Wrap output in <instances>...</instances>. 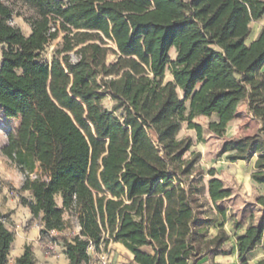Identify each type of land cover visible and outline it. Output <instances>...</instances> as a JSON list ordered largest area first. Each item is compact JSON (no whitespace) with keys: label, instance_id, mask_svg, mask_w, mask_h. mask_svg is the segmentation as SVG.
I'll return each mask as SVG.
<instances>
[{"label":"trees","instance_id":"16d2710c","mask_svg":"<svg viewBox=\"0 0 264 264\" xmlns=\"http://www.w3.org/2000/svg\"><path fill=\"white\" fill-rule=\"evenodd\" d=\"M263 16L264 0H0V109L19 120L1 152L24 174L19 190L31 199L20 203L40 216L39 237L61 242L68 264L87 263L88 243L99 249L103 234L131 252L123 264H200L231 253L223 222L208 232L215 220L199 211L201 172L190 180L198 154L183 159L192 143L177 135L185 124L202 141L194 121L202 116L207 132L223 137L243 100L259 126L225 140L219 153L231 162L254 159L261 220L234 243L237 264H250L246 254L264 236V26L248 37ZM58 38L48 61L43 53ZM206 53L204 78L189 74ZM207 185L213 203L231 195L216 177ZM72 209L79 233L48 236L65 230L63 214ZM13 241L0 209V264ZM14 264H35L30 245Z\"/></svg>","mask_w":264,"mask_h":264},{"label":"rangeland","instance_id":"374dc122","mask_svg":"<svg viewBox=\"0 0 264 264\" xmlns=\"http://www.w3.org/2000/svg\"><path fill=\"white\" fill-rule=\"evenodd\" d=\"M12 23L19 26L23 33L29 34L30 29L20 16H13ZM263 26L264 16L256 21H252L250 24L251 33L248 40L253 38V36L256 35V32L262 30ZM59 41L60 38L50 42V44L46 47V50L43 53V57L46 60H50ZM3 47L4 45L0 44V58ZM114 56V54H110L108 56V61H112ZM169 56L171 59L175 57L174 48L169 51ZM208 57V53L202 54L189 69V74L197 75L200 79H203L208 69ZM165 76L167 80L172 78L168 70L165 72ZM178 92L179 96L182 97V92L179 90ZM114 103L115 102L108 95H106L102 100L103 106L108 109H111ZM237 111V117L233 120L232 125L227 129L223 137H216L213 134L208 133L206 130L208 119L202 116L194 119L195 122L200 123L203 127L202 141L196 138L195 130L187 128L185 124L182 126L177 135V138H189L192 143L190 149L184 153L183 159H190L194 154H198V160L193 166L195 170L190 176V180L198 178L199 175L197 172H201V181L199 184L205 185L206 190L205 193L199 197V201L203 204L199 211H201V215L209 216L215 220V222L209 227L208 232H210V236L216 234V227L222 222L224 223V230L230 235L225 247L231 248V253H228V255H217L213 257V259L205 257L200 261V264H237L236 248L234 247L235 237L243 234L244 228L251 221L258 224L261 220L262 214L260 207L256 205L255 198L262 192V188L259 185H255L250 178L251 173L254 170V159L248 163L243 161L231 162L225 157V155H220L219 153V150L225 140L238 138L240 135L254 134L259 126L257 121L250 118L247 109H244V106L241 103ZM116 114H120V111H116ZM15 125L16 123L14 122H8L6 117H4L3 112L0 111V208L3 212H7L5 211L4 206H7L9 200H13L14 196L17 195L16 190L13 188L11 183L13 178L12 174H16L17 172L11 166L9 160L5 158L1 152L3 143L7 139V133L14 130ZM210 169L214 170L213 175H209ZM212 177L218 178L222 184H224L225 188L231 190L230 196L223 200H219L216 203L209 200L207 193V183ZM219 210H223L224 214L222 216L220 215ZM63 220L66 222L65 230L55 235L65 236L71 239L74 234L79 233L80 229L74 210L72 209L64 212ZM235 221L241 224L240 228L237 230L233 228V222ZM6 225L13 233L15 232L16 224L14 222L9 220ZM103 235L107 240V243L104 244L102 242L98 250L101 252L104 251L108 254L109 264H123L133 259L131 252L127 250L119 241L116 242L108 235ZM58 248H61V246L59 245L56 247L53 253L45 255L55 258V264H62L63 256H61ZM142 249L150 251L147 247ZM260 258H264V236L259 246L246 254V259L250 264H255L256 261L260 260ZM92 260L97 262V259L94 256ZM7 264H14V261L8 260Z\"/></svg>","mask_w":264,"mask_h":264},{"label":"crops","instance_id":"0c3cea01","mask_svg":"<svg viewBox=\"0 0 264 264\" xmlns=\"http://www.w3.org/2000/svg\"><path fill=\"white\" fill-rule=\"evenodd\" d=\"M260 32H261V30L256 32L255 33L256 35H254L253 38H251L249 41H252L254 38H256L260 34ZM263 69H264V67H263ZM246 102H247L246 100H243L242 102H240L244 106V109H247ZM240 103H239V105H240ZM0 111H1V109H0ZM237 114L238 113H236L234 118H232L229 121L227 128H226V131L232 125V122L237 117ZM250 118H252L254 121H257L252 116H250ZM6 119L8 120V122L16 123V125L14 127L16 129V127L19 123V120L14 119V118H7V117H6ZM257 123L259 125V121H257ZM240 136H242V135H240ZM5 143H6V140L3 143L2 148L6 145ZM9 162H10L11 166L14 168V170L17 172L16 174H12L13 178H12L11 183H12L13 188H15L18 196L15 195L14 199L13 200L10 199L9 202L7 203V206H4V209L7 212H3L2 209L0 208L2 215H3V218H4V222L5 221L8 222L10 220L16 224V230L13 233L14 241L12 242L10 250H9L8 260L14 261L15 258L19 257L22 254V252L24 250V246L30 245L32 248L33 255H34L35 264H55V258L46 256L45 253L43 252V248H42V245L40 243V237H39L40 228H38L39 223H41L40 216L37 218L33 217L31 212H30L29 207L22 205L20 203V197L24 196V197L28 198L29 200L31 199L30 191L26 190V191L21 192L19 190L20 187L22 186L23 181H24V174H21L17 170L15 165L10 160H9ZM38 170L39 169H36L37 172H38ZM56 202L58 205L61 204L60 196L56 197ZM7 222H6V224H7ZM58 251L60 252L61 256H63L62 264H68L69 261L66 258L64 248H62V247L58 248Z\"/></svg>","mask_w":264,"mask_h":264},{"label":"built area","instance_id":"2783aa9c","mask_svg":"<svg viewBox=\"0 0 264 264\" xmlns=\"http://www.w3.org/2000/svg\"><path fill=\"white\" fill-rule=\"evenodd\" d=\"M39 174H37L36 172H31L29 173V177L31 179H36L38 178ZM42 179L47 180V176L46 175H42L41 176ZM42 224L39 223L38 228H41ZM59 232H57L56 230H50L48 231V236H50L51 238L55 236V234H57ZM40 243L44 248V252L46 255H49L51 253L54 252V250L56 249V247H58L59 245L63 248L62 243L58 242L57 240L52 241V240H45L42 241L40 238ZM86 251L88 252V254L90 255V259L87 261V263H83V264H109V257L108 254L106 252H101L100 250L96 249L94 244L90 241L87 245ZM93 256L96 257L97 262H94Z\"/></svg>","mask_w":264,"mask_h":264}]
</instances>
